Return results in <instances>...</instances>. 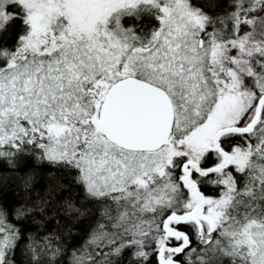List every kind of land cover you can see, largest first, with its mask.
I'll list each match as a JSON object with an SVG mask.
<instances>
[{
	"label": "snow or ice",
	"instance_id": "obj_1",
	"mask_svg": "<svg viewBox=\"0 0 264 264\" xmlns=\"http://www.w3.org/2000/svg\"><path fill=\"white\" fill-rule=\"evenodd\" d=\"M0 264H264V0H0Z\"/></svg>",
	"mask_w": 264,
	"mask_h": 264
}]
</instances>
